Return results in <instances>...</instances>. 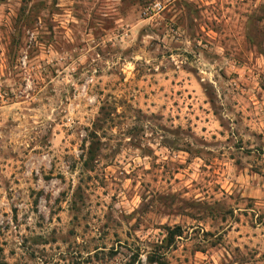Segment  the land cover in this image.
Here are the masks:
<instances>
[{
  "label": "rangeland",
  "instance_id": "1",
  "mask_svg": "<svg viewBox=\"0 0 264 264\" xmlns=\"http://www.w3.org/2000/svg\"><path fill=\"white\" fill-rule=\"evenodd\" d=\"M162 253L264 264V0H0V257Z\"/></svg>",
  "mask_w": 264,
  "mask_h": 264
},
{
  "label": "trees",
  "instance_id": "2",
  "mask_svg": "<svg viewBox=\"0 0 264 264\" xmlns=\"http://www.w3.org/2000/svg\"><path fill=\"white\" fill-rule=\"evenodd\" d=\"M171 232L173 233V231L171 230ZM180 229L177 227L176 230L174 231V233L172 234V237L173 236H179L180 235ZM162 258H157V259H151L150 258V261L152 262H156L157 264H167V262L164 260V254L162 253L161 255ZM0 264H7L1 257H0Z\"/></svg>",
  "mask_w": 264,
  "mask_h": 264
},
{
  "label": "built area",
  "instance_id": "3",
  "mask_svg": "<svg viewBox=\"0 0 264 264\" xmlns=\"http://www.w3.org/2000/svg\"><path fill=\"white\" fill-rule=\"evenodd\" d=\"M159 8V6H157Z\"/></svg>",
  "mask_w": 264,
  "mask_h": 264
}]
</instances>
